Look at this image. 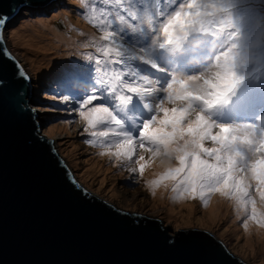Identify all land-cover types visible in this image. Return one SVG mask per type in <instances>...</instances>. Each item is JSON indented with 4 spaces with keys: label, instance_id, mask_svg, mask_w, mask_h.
I'll return each instance as SVG.
<instances>
[{
    "label": "snow or ice",
    "instance_id": "1",
    "mask_svg": "<svg viewBox=\"0 0 264 264\" xmlns=\"http://www.w3.org/2000/svg\"><path fill=\"white\" fill-rule=\"evenodd\" d=\"M110 2L111 10L101 12L98 24L104 43L95 49L105 59L96 60L94 69L91 63L70 58L56 69L45 90L62 96L65 105L71 98L90 137L86 142L98 144L101 154L133 159L138 148L151 154L149 161L165 158L164 170L150 185L170 181L177 198L199 197L205 206L215 193L245 211L251 204L249 219L264 226L251 199L255 189L264 200V115L259 126L221 118L242 101L238 90L250 73L236 68L249 64L253 33L264 38V17L237 11L239 0ZM27 7L30 0H21L16 14ZM9 18L0 13V28ZM212 51L218 61L224 57L222 67L230 70L219 88L195 83ZM15 63L16 78L30 87L31 73ZM258 63L264 64V57ZM205 141L213 146L207 147ZM173 159L175 165L170 163ZM135 163L143 175L145 156L140 154Z\"/></svg>",
    "mask_w": 264,
    "mask_h": 264
},
{
    "label": "water",
    "instance_id": "2",
    "mask_svg": "<svg viewBox=\"0 0 264 264\" xmlns=\"http://www.w3.org/2000/svg\"><path fill=\"white\" fill-rule=\"evenodd\" d=\"M55 1L30 0L27 8ZM20 2L0 0V13L10 16L0 28V264H248L204 228H173L78 182L41 134L28 104L32 82L25 88L16 78L20 62L5 46Z\"/></svg>",
    "mask_w": 264,
    "mask_h": 264
},
{
    "label": "rangeland",
    "instance_id": "3",
    "mask_svg": "<svg viewBox=\"0 0 264 264\" xmlns=\"http://www.w3.org/2000/svg\"><path fill=\"white\" fill-rule=\"evenodd\" d=\"M110 10V0L108 4L100 0L99 5L95 0H57L44 9L24 8L5 29L10 50L32 75L33 95L28 104L34 106V119L40 124L41 134L52 138L55 149L62 155L78 182L96 194L127 210L150 213L173 228H204L246 263L264 264V226L254 224L248 229L245 226L251 216V204L246 211L243 209V214L235 216V202L232 199L215 193L207 197L208 203L205 206L199 197L177 198L171 182L164 187L162 198L152 195L149 169L155 165L161 166V160L165 158L156 157L149 161L151 154L141 153L138 148L134 151L133 159H117L107 153L101 154L103 149L98 144L90 145L86 142L90 137L84 133L83 123L72 109L71 98L65 105L62 96L45 90L44 86L56 69L70 58L81 60L84 64L91 63L94 69L96 60L105 59L95 49L104 43L100 39L103 33L98 27L101 12L107 13ZM24 11L26 14H23ZM237 11H246L248 15L259 14L257 18L264 17V0H239ZM261 22L264 23V19ZM89 55L92 56L91 61L87 59ZM210 55L214 56L215 51ZM207 62L206 58L204 67ZM247 72L261 76L260 79L264 81V64L258 63L255 70ZM96 75L94 71L93 76ZM234 112L241 119V124H258L254 106L241 110L238 105ZM205 145L213 146L211 141H205ZM140 154L145 156L147 162L144 169L148 171L146 176L140 174L135 163V158ZM170 163L175 165L177 162L173 159ZM134 167L137 168L136 172L131 171ZM253 198H256L257 220L264 222V201L255 189L251 192ZM214 200L217 213L210 215Z\"/></svg>",
    "mask_w": 264,
    "mask_h": 264
},
{
    "label": "clouds",
    "instance_id": "4",
    "mask_svg": "<svg viewBox=\"0 0 264 264\" xmlns=\"http://www.w3.org/2000/svg\"><path fill=\"white\" fill-rule=\"evenodd\" d=\"M260 39L264 38L258 37V34L254 32L251 40L249 41L251 57L247 71L253 70L257 65V60L264 57V43H260ZM206 58L208 59L207 65L201 69L202 72L200 73V78L195 81V83H203L212 88H219L223 85L224 81L228 79L230 70L222 67L224 57H222L219 61L216 59L215 55H209ZM236 71L244 73L246 69L243 64H239L237 65ZM209 80H211L212 83H208Z\"/></svg>",
    "mask_w": 264,
    "mask_h": 264
},
{
    "label": "bare ground",
    "instance_id": "5",
    "mask_svg": "<svg viewBox=\"0 0 264 264\" xmlns=\"http://www.w3.org/2000/svg\"><path fill=\"white\" fill-rule=\"evenodd\" d=\"M26 9H28V8H26ZM28 11V10H27ZM23 14H26V12L24 11V13ZM3 37H4V42H5V46H6V49L12 54V56L16 59V60H18L19 62H20V60L18 59V57L14 54V52L13 51H11L10 50V48H9V44H8V42H7V40H6V32H5V30L3 31ZM53 42V41H52ZM20 64H21V62H20ZM22 65V64H21ZM247 64H245L244 66H246ZM23 66V65H22ZM24 68V67H23ZM24 70L26 71V72H28V73H30L29 72V70H27L26 68H24ZM188 74H194V73H191V72H189ZM232 112H233V110H230V111H228V112H226V113H224V114H222V116H221V118L223 119V120H225V118H227V116H230L231 114H232ZM172 165H174V164H172ZM164 170V168H163V165H161V166H158V165H155V166H153L152 168H150L149 169V175H148V171H144L143 173L145 174V176L146 175H148V180L149 181H152L153 179H155L156 177H157V175L159 174V173H161L162 171ZM148 182V181H147ZM170 183V181H167V182H161L159 185H156V186H153V185H150V188H151V192H152V195H154V196H159L160 198H162L163 197V189H164V187L166 186L167 187V184H169ZM126 195V194H125ZM260 196V195H259ZM222 196H220V199H223L224 200V198L222 197ZM261 198V197H260ZM185 199V198H184ZM253 201L254 200H256V198L254 199H252ZM262 200V199H261ZM225 201V200H224ZM264 201V200H263ZM190 204H188V206H189ZM205 205V204H204ZM211 205H213V204H211ZM191 207V206H190ZM210 208V205H209V207H208V209ZM210 215H215V213H217V205H216V202H215V200H214V206H212V208H210ZM226 211H228V209L226 208ZM234 212H235V216H239V215H241V214H243L244 213V211H243V209H239L237 206H236V204L234 205ZM231 214H233V213H229V215H231ZM254 224H256L257 226H260V227H262V224H260V223H257L256 221H254V220H251V219H248L247 220V225H246V227H247V229L250 227V226H253ZM259 228H255V230H258ZM248 232H250L249 230H248Z\"/></svg>",
    "mask_w": 264,
    "mask_h": 264
},
{
    "label": "trees",
    "instance_id": "6",
    "mask_svg": "<svg viewBox=\"0 0 264 264\" xmlns=\"http://www.w3.org/2000/svg\"><path fill=\"white\" fill-rule=\"evenodd\" d=\"M257 74H250L249 78L246 79V83L250 84L252 83V92L251 90L248 92L250 93V97L246 102L250 103L249 106H254V109H256V112L262 111L264 115V97H263V91H262V80L260 79L259 75L257 78H255ZM242 89V87H241ZM240 89V91H241ZM258 115V114H257Z\"/></svg>",
    "mask_w": 264,
    "mask_h": 264
}]
</instances>
